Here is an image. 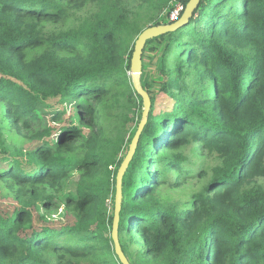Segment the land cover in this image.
Masks as SVG:
<instances>
[{"label":"trees","instance_id":"trees-1","mask_svg":"<svg viewBox=\"0 0 264 264\" xmlns=\"http://www.w3.org/2000/svg\"><path fill=\"white\" fill-rule=\"evenodd\" d=\"M175 1L188 0H0V264H122L116 174L143 109L130 59ZM141 60L150 107L121 178L124 255L264 264V0H199Z\"/></svg>","mask_w":264,"mask_h":264},{"label":"water","instance_id":"water-1","mask_svg":"<svg viewBox=\"0 0 264 264\" xmlns=\"http://www.w3.org/2000/svg\"><path fill=\"white\" fill-rule=\"evenodd\" d=\"M199 0H188L182 14L180 17L172 23L168 24H159V25H151L144 28L137 36L134 49L130 59V72L129 75L131 77L133 89L138 93L142 98V115L137 126V129L132 137V140L128 146L126 155L122 160L116 174V190H115V198H114V215L112 219V228H111V238L114 245V251L119 258V261L122 264H130L127 257L124 255L118 240V221H119V210H120V202H121V178L122 175L130 161L139 135L142 131V128L147 120V114L150 107V98L148 93L143 89L140 83V75L142 69V52L145 45L146 40L156 37L158 35L164 34L169 31H174L175 29L185 25L188 23L190 18L193 15L194 10L196 9Z\"/></svg>","mask_w":264,"mask_h":264},{"label":"rangeland","instance_id":"rangeland-1","mask_svg":"<svg viewBox=\"0 0 264 264\" xmlns=\"http://www.w3.org/2000/svg\"><path fill=\"white\" fill-rule=\"evenodd\" d=\"M176 2L178 3V1H175V5H176ZM151 68H153V67L151 66ZM170 103L171 102L168 99L160 97V95H158L157 98H156V101H155V107H154L155 112L168 111L171 108V104ZM69 111H70L69 108H67V113L64 116V118L67 117ZM45 118H47V122H48L50 117H49V115H47ZM50 123L52 125H58L57 123H53L51 121H50ZM76 179H77V174L72 175L71 178L69 179V181L67 182V188L73 189V186H74V183H75ZM184 194H185V191H179V192H177L175 194V196L176 197H183ZM0 204L5 206V207H8V206L11 205V202H10L9 199H2L0 197ZM108 205L110 206V204H108ZM71 222H72V219L69 218L68 219V223H71Z\"/></svg>","mask_w":264,"mask_h":264},{"label":"built area","instance_id":"built-area-1","mask_svg":"<svg viewBox=\"0 0 264 264\" xmlns=\"http://www.w3.org/2000/svg\"><path fill=\"white\" fill-rule=\"evenodd\" d=\"M184 6L181 2L176 3L172 11L169 13V19L175 21L181 15L180 13L183 11Z\"/></svg>","mask_w":264,"mask_h":264}]
</instances>
